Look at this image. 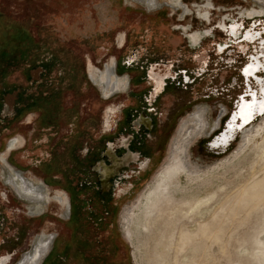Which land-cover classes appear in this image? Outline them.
I'll list each match as a JSON object with an SVG mask.
<instances>
[{"label":"rangeland","instance_id":"1","mask_svg":"<svg viewBox=\"0 0 264 264\" xmlns=\"http://www.w3.org/2000/svg\"><path fill=\"white\" fill-rule=\"evenodd\" d=\"M183 1L191 10L194 9L192 2H199ZM207 1L217 3L216 15L222 12L224 18L234 12L240 15L260 9L253 0ZM181 4L178 0H159L156 7L136 0H0V28L11 25L5 34L0 31V50L5 48L3 52H6L2 55L3 61L0 60V100L3 97L13 109L15 104L33 103L34 98V110L46 112L51 120L62 123L66 131L74 124L81 130L86 128L83 144L91 142L92 119H98L99 126L109 128L124 99L118 93L106 98L102 87L88 79L86 70L90 73L94 66L104 72L105 64L112 58H138L146 53V48L155 51L154 48L169 44L173 48L171 40L178 36L176 24L190 18L192 21L191 15L181 20ZM159 5L164 8L161 14L157 13ZM177 7L182 8L181 12L174 15ZM15 31L20 44L13 48L17 44L12 38ZM125 33L129 35L128 42L126 49L121 50L117 38H123ZM203 42L205 48L212 46V40ZM8 49L12 50L10 56ZM195 53L198 55L199 51ZM34 57H55L52 73L48 75L39 64L29 69ZM2 70L6 73L4 76ZM126 77L122 78L125 84ZM207 81L203 79L195 85L193 94L189 91L190 102L164 140L155 168L132 196L122 202L117 222L128 246L131 264H264V115L248 124L246 129L252 127L257 132H252L248 144L241 147V131L226 152L215 151L205 144L210 133L195 140L191 158L200 168L198 173L186 176L182 172H165L171 141L187 115L202 112L209 124L214 125L222 104L230 109L228 100L201 97L208 87L217 84L207 85ZM5 87L14 88L13 92L2 95ZM34 118L35 114L31 113L20 121L30 122ZM14 125L11 121L9 128L0 133V242L4 244L0 247V256H6L7 250L16 247L17 254L10 264H17L26 252L33 250L34 241L41 233L69 238L68 229L54 217L44 221L38 217L32 219L31 214L36 215L37 211L30 208L33 203L15 194L13 187L6 183L13 172L1 160V156L9 154L5 145L9 139L32 130L25 124L15 130ZM43 156L44 146L30 142L19 159L27 169L25 175L35 182L41 177L35 167L36 160ZM46 199L38 198L37 206ZM128 209L132 212L127 230L122 218ZM49 211L60 215L62 208L53 203ZM16 239L21 241L13 245L11 241Z\"/></svg>","mask_w":264,"mask_h":264},{"label":"flooded vegetation","instance_id":"2","mask_svg":"<svg viewBox=\"0 0 264 264\" xmlns=\"http://www.w3.org/2000/svg\"><path fill=\"white\" fill-rule=\"evenodd\" d=\"M179 2L183 6L181 20L191 15L192 21L190 18L176 24L178 36L171 40L173 48L170 44L154 48L155 51L146 48V53L138 58H112L105 64L104 72L94 66V71L86 70L88 79L102 87L106 98L118 93L124 99L109 128L99 126L98 119H92L91 142L83 144L86 128L81 130L74 124L66 131L62 123L51 120L46 112L34 110L33 97L32 104H15L13 109L3 97L0 100V133L9 128L11 121L15 130L22 124L32 127L29 134L17 135L5 145L9 154L1 156V160L13 172L6 183L13 187L15 194L33 203L30 208L37 211L31 218L44 221L52 216L69 234L68 239L61 234H39L34 241L36 246L25 254L32 253L24 254L17 264L26 261V264H131L129 249L117 222L122 202L132 196L155 168L164 140L190 102L189 91L193 94L192 88L203 79L208 80L207 85L217 84L208 87L202 98L216 97L231 102L230 109L222 104L214 125L206 117L207 134L210 133L205 143L208 147L226 152L248 123L264 115L260 111L264 102V16H260L263 15L260 9L240 15L234 12L224 18L222 12L216 15L219 8L213 1H194L193 10L184 6V1ZM162 7L159 5L158 14L163 13ZM178 7L174 15L181 12L182 8ZM199 23L204 26L200 27ZM128 36L125 33L123 38H117L121 45L118 49H126ZM180 39L183 41L178 43ZM206 39L212 40V46H203ZM195 50L199 51L198 55ZM52 60L55 57H34L28 67L32 69L39 64L50 75L55 68ZM124 76H127L126 84ZM124 86L127 88L123 90ZM5 88L2 95L14 89ZM31 113L35 118L30 122L20 121ZM30 142L44 146V156L35 164L41 172L36 182L25 175L27 169L19 162ZM221 147L227 149L222 151ZM17 185L21 189L16 190ZM40 197L47 199L37 206ZM53 203L62 208L60 215L49 211ZM21 239L11 243L18 245ZM2 243L0 247L4 246ZM15 249L0 256V264H10L17 254ZM40 251L44 252L43 256L38 255Z\"/></svg>","mask_w":264,"mask_h":264},{"label":"bare ground","instance_id":"3","mask_svg":"<svg viewBox=\"0 0 264 264\" xmlns=\"http://www.w3.org/2000/svg\"><path fill=\"white\" fill-rule=\"evenodd\" d=\"M136 1L143 3L145 5H148L149 7H156L157 6L156 4H158V2H159V0H136ZM173 1L175 2L177 0H173ZM178 1H181V0H178ZM253 1L259 5L260 11L264 14V0H253ZM106 76H107V74L105 75V77ZM107 86H109V83H107ZM251 120H252V117L249 121L246 122V124L248 122H250ZM251 122H253V121H251ZM250 123H248V124H250ZM251 128L252 127L247 128V129L245 128V130L243 131V133L240 137L241 138L240 147L245 143L248 144L247 141L250 137H252V134H253L252 132L255 131L254 134L257 132L256 129H253V131H252ZM207 133H208V122L206 120L205 115H203L200 112H196V113H191L189 116H187L180 123V125L178 127V131L176 133V136L174 137V139L172 140V143L170 144L169 152L167 155V167H166L165 172L168 171V174H171V173L175 174L177 172H182L186 176H188L189 174L191 175V174L198 173L200 168L198 167V165H196L192 161L191 147H192L193 142L195 140H199L201 137L206 136ZM173 174H172V176H173ZM18 188H19V186L17 185V187H15V189L18 190ZM19 189H21V188H19ZM33 200H34V198H33ZM131 212H132V210L128 209L123 214V218H122L123 219L122 225L127 230L130 228ZM43 248H45V247H43ZM41 251L38 255L43 256L44 252H41ZM35 255H36V253H35ZM24 261H26V260H24ZM26 262H25V264H26ZM36 263L37 262H35V264Z\"/></svg>","mask_w":264,"mask_h":264},{"label":"trees","instance_id":"4","mask_svg":"<svg viewBox=\"0 0 264 264\" xmlns=\"http://www.w3.org/2000/svg\"><path fill=\"white\" fill-rule=\"evenodd\" d=\"M11 27V25H6V27H4V28H0V31L1 32H4L6 29H8V28H10ZM18 31H15L13 34L14 35H12V34H10V35H12L13 37L12 38H15L16 39V41H17V44L16 45H13V46H11V47H13V48H16V46L18 45V43H19V41H18V39H17V37H16V33H17ZM4 34H5V32H4ZM20 38V37H19ZM20 44V43H19ZM19 49H20V47H19ZM5 50V48H3V49H1L0 50V60L1 61H3L2 60V55H6V52L4 53L3 51ZM7 52L9 53V56H10V53L12 52V50H7ZM8 55V54H7ZM3 74H6L5 72H3Z\"/></svg>","mask_w":264,"mask_h":264},{"label":"snow or ice","instance_id":"5","mask_svg":"<svg viewBox=\"0 0 264 264\" xmlns=\"http://www.w3.org/2000/svg\"><path fill=\"white\" fill-rule=\"evenodd\" d=\"M260 111L261 113H264V102H262L260 105ZM248 118H250V116Z\"/></svg>","mask_w":264,"mask_h":264}]
</instances>
